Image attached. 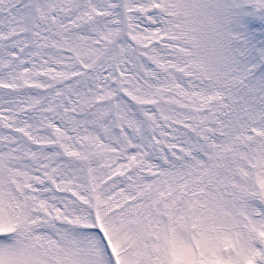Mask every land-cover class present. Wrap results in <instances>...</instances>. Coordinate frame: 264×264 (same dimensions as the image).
Returning a JSON list of instances; mask_svg holds the SVG:
<instances>
[{"label": "snow or ice", "instance_id": "1", "mask_svg": "<svg viewBox=\"0 0 264 264\" xmlns=\"http://www.w3.org/2000/svg\"><path fill=\"white\" fill-rule=\"evenodd\" d=\"M0 264H264V0H0Z\"/></svg>", "mask_w": 264, "mask_h": 264}]
</instances>
